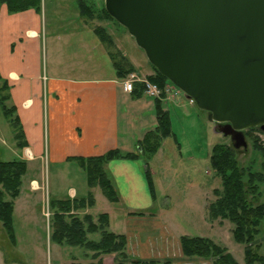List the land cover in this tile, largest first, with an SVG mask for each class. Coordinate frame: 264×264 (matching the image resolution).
<instances>
[{
    "label": "crops",
    "instance_id": "crops-1",
    "mask_svg": "<svg viewBox=\"0 0 264 264\" xmlns=\"http://www.w3.org/2000/svg\"><path fill=\"white\" fill-rule=\"evenodd\" d=\"M46 11L42 0L38 10L31 8L21 12H10L7 4L0 0V78L8 86L7 106L13 109V118H16L25 142L24 147L20 148L13 123L1 110L2 116L9 120L13 128L8 134L13 144L5 149L14 159L0 162L24 161L27 166L25 176L32 169L40 171L42 166L48 172L43 180L36 174L30 175L26 184L22 179L19 197L14 200V222L17 211L20 214L21 209L24 217H30L27 212L31 206L25 197H47V192L48 200L84 199L91 193L95 200L94 206L81 212L82 215H91L90 210L98 202L107 200L98 187H88L86 173L75 159L98 157L110 150L135 152L145 134L153 131L157 125L155 99L145 93L135 96L137 91L129 93L124 90L123 80L126 77H118L108 55L109 50L104 48V44L94 34L93 22L80 16L77 3V14L74 16L77 25L69 22L67 25L71 27L68 28L49 29ZM52 11H64V8L53 6ZM62 18L66 19V15L51 14L52 22ZM103 28L108 31V27ZM128 35L121 34L116 41L112 36L111 38L134 68L133 73L140 79L147 80L153 72L148 67L144 71L140 69L142 54L135 50L129 54L126 45L130 44L128 37L131 36ZM47 41L50 45L49 56ZM169 89L166 90V98L162 99L163 109L168 112L169 117L175 110L180 115H190L189 106L194 104ZM4 131L6 132V128L3 126L2 129L0 125L2 145ZM160 150L161 147L155 157ZM152 159L148 161V166L153 179L156 172L150 165ZM34 162L39 166L31 164ZM144 168L145 164L141 159L113 160L105 165V171L119 198L117 203L107 202L120 207L124 221H117V217L114 219L110 210L99 214H107L109 230L125 235L126 239L127 219L136 217L131 214L144 213L153 207L154 202L144 178ZM81 171L85 173L84 182H80L75 188L65 187L64 192L56 189L57 184L62 186L69 182L77 183L76 176ZM51 175L54 179L52 182ZM153 183L157 201L154 179ZM106 208L110 209L108 206ZM206 215L207 213L205 218ZM1 231L4 230L0 223V233ZM16 241L15 246L10 245L14 249L18 246L17 238ZM0 257L1 264H15L8 263L2 253ZM110 262L112 263L111 260Z\"/></svg>",
    "mask_w": 264,
    "mask_h": 264
},
{
    "label": "rangeland",
    "instance_id": "rangeland-1",
    "mask_svg": "<svg viewBox=\"0 0 264 264\" xmlns=\"http://www.w3.org/2000/svg\"><path fill=\"white\" fill-rule=\"evenodd\" d=\"M95 1L98 6L104 4V0ZM42 2H45L47 8L45 17L49 29L50 27H71L67 25L69 22L77 25L74 17L77 14V2L75 0H42ZM53 6H58L59 9L63 7L64 11L54 12L52 11ZM67 7L68 9L66 10ZM52 13L66 15V19H55L52 22ZM63 20L66 21L64 22ZM92 24L95 27L96 25L108 27L106 32H109L110 36L113 39L115 38V41L119 35L128 34L124 28L112 21L96 20ZM128 42L130 44L126 45V49H128L129 54H132L134 50L142 54V62H139L140 69L144 71L145 67H148L154 74V70L147 61L144 52L137 47L134 39L128 37ZM103 46L106 48L105 45ZM49 48L50 45L47 41V50ZM111 50L120 52L115 44ZM49 55L50 50L48 52ZM170 87L171 89H169ZM167 88L172 92L178 90L171 85ZM180 94L183 96L181 92ZM189 107L188 112L190 115L186 114L187 116L184 114L180 115L178 110L171 112L172 134L163 141L160 152L156 157H152L153 159L150 163L151 168L156 172V175H153V179L158 193L157 201L153 203L151 210L144 212L142 217L136 216L127 219V252L134 258L170 260L172 264H214L212 259L187 258L182 255L180 237H203L209 238L217 245L226 248L238 264H245L244 246L235 243L232 239L231 231L233 225L227 220L217 219L211 221L208 214L205 218L209 204L215 201L214 189L221 188L220 179L210 167L209 157L211 150L214 145L218 144L233 147V142L230 138H225L214 131V126L209 122L206 112L199 110L195 104ZM0 125L2 129L3 126L6 128V132H3L5 135L3 137L4 145L0 143V161L14 159V156L10 155L9 151L5 149L13 144V140L8 137L9 132L13 128L9 120L2 116L1 109ZM243 135L247 148L235 149L237 151L238 164L241 167L251 166L254 171L261 172V164L264 159L254 150L253 143L256 142L258 145L264 146V132L259 128L248 129L243 132ZM31 164L39 166L35 162ZM47 173L43 166L38 172L32 169L23 178V181L26 184L32 174L38 175L43 180ZM50 173L52 174L53 172L51 171ZM76 177L78 178L77 183L69 182L67 185L62 184V186L57 184L55 186L56 189L64 192L65 187L75 188L80 182L85 181V173L83 171L78 173ZM70 178L72 179V177ZM50 181H54L52 175ZM50 191L53 194V186H51ZM258 191L259 195L256 203L264 204V183L258 185ZM48 199V192L47 197L41 196L29 199L25 197V200H29L31 206L30 211L27 212L30 213V217H24L21 214L23 213L22 209L20 214L17 211V218H15L14 222L18 240L17 249L9 245L5 232L1 231L0 253H2L3 258L8 263L15 264H70L73 261L78 264H90V260L85 258L82 249L67 246L60 248L50 243L49 220L51 213ZM205 205H207L206 208ZM106 206L110 209H107ZM109 210L114 219L117 217V221H124V215L120 207H115L104 200L98 202L90 210V214L96 219L99 213L109 212ZM79 215L82 216L81 212H79ZM98 238V234L89 235V239L97 240ZM256 244L260 245L259 255L264 257V220L260 224ZM110 260L112 261V257L105 258L103 264H112Z\"/></svg>",
    "mask_w": 264,
    "mask_h": 264
},
{
    "label": "trees",
    "instance_id": "trees-1",
    "mask_svg": "<svg viewBox=\"0 0 264 264\" xmlns=\"http://www.w3.org/2000/svg\"><path fill=\"white\" fill-rule=\"evenodd\" d=\"M10 12H21L27 9H39L40 0H3ZM80 16L86 21H112L104 9V4L97 5L95 0H77ZM120 26V25H119ZM123 28V27H122ZM126 30V29H125ZM99 41L109 50V57L118 77L125 78L134 72L128 60L118 51L111 50L114 42L103 27L96 26L93 30ZM154 74L147 77V81L156 85L161 91V98L155 99V113L157 125L153 131L145 134L137 144V150L122 153L110 150L104 155L90 158H77L75 161L86 173L89 188L98 187L110 203L119 201L118 194L105 171V165L113 160H139L144 164V178L153 202L156 192L148 161L159 151L163 140L171 136V122L169 114L163 109L162 99L166 98V90L172 83L151 65ZM135 96L144 93V84L135 83L132 92ZM8 86L0 78V107L16 130L15 138L20 148L25 145L22 131L13 109L7 107ZM257 129V128H254ZM250 129V130H254ZM254 150L264 159V146L253 143ZM237 151L228 145H214L209 157L210 167L221 181V188L214 189L215 201L209 204L207 214L212 220H227L233 225L232 239L244 246L245 264H264V257L259 255L260 245L256 244L259 227L264 220V204H257L259 195L258 185L264 183V161L262 171H254L251 166L241 167L236 158ZM27 171L26 163L22 160L0 162V223L11 246L16 245L14 229V200L19 197L22 179ZM95 204L91 193L84 199L49 200V241L58 246L80 248L90 264H103L104 259L112 257V264H172L170 260L139 259L131 257L127 252V239L123 234H116L109 230V217L99 214L96 219L89 214L79 215L86 208ZM133 215L142 216L138 212ZM98 234L97 240L89 239V235ZM182 255L187 258L213 260L214 264H238L226 248L214 243L209 238L180 237ZM78 264V263H70Z\"/></svg>",
    "mask_w": 264,
    "mask_h": 264
},
{
    "label": "water",
    "instance_id": "water-1",
    "mask_svg": "<svg viewBox=\"0 0 264 264\" xmlns=\"http://www.w3.org/2000/svg\"><path fill=\"white\" fill-rule=\"evenodd\" d=\"M104 9L234 149L247 148L244 131L264 132V0H104Z\"/></svg>",
    "mask_w": 264,
    "mask_h": 264
},
{
    "label": "built area",
    "instance_id": "built-area-1",
    "mask_svg": "<svg viewBox=\"0 0 264 264\" xmlns=\"http://www.w3.org/2000/svg\"><path fill=\"white\" fill-rule=\"evenodd\" d=\"M135 83L144 84V93L151 97L152 99H160L161 91L159 88L147 81L146 79H140L136 74L131 73L123 80V88L127 92H132L133 86ZM176 93L180 94V91L177 90ZM189 103L194 104L192 100H188Z\"/></svg>",
    "mask_w": 264,
    "mask_h": 264
},
{
    "label": "flooded vegetation",
    "instance_id": "flooded-vegetation-1",
    "mask_svg": "<svg viewBox=\"0 0 264 264\" xmlns=\"http://www.w3.org/2000/svg\"><path fill=\"white\" fill-rule=\"evenodd\" d=\"M221 127H223V126H221ZM225 138H227V137H225ZM228 138H230V137H228ZM231 139V138H230ZM233 142V141H232Z\"/></svg>",
    "mask_w": 264,
    "mask_h": 264
}]
</instances>
